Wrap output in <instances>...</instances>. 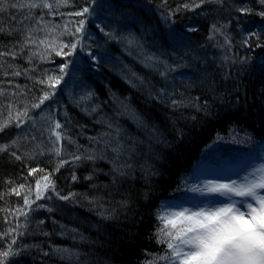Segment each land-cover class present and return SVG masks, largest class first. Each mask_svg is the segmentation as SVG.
<instances>
[{
	"label": "trees",
	"instance_id": "16d2710c",
	"mask_svg": "<svg viewBox=\"0 0 264 264\" xmlns=\"http://www.w3.org/2000/svg\"><path fill=\"white\" fill-rule=\"evenodd\" d=\"M29 3L41 7H18ZM84 7L90 14L72 15ZM261 12V0H0V126L28 110L0 131V251L20 250L6 264H143L162 252L161 203L204 149L230 130L264 138ZM77 41L71 56L56 54ZM98 48L110 60L83 70L80 55ZM59 75L54 91L41 83ZM54 121L71 143H54ZM93 152L102 158L73 159ZM44 175L53 187L37 200Z\"/></svg>",
	"mask_w": 264,
	"mask_h": 264
},
{
	"label": "snow or ice",
	"instance_id": "6c2138e0",
	"mask_svg": "<svg viewBox=\"0 0 264 264\" xmlns=\"http://www.w3.org/2000/svg\"><path fill=\"white\" fill-rule=\"evenodd\" d=\"M59 2L61 0H58ZM62 2L66 5L68 0H62ZM204 2L207 0H201V3ZM261 3H264V0H261ZM25 6L29 8L41 7L37 3L18 5L20 8ZM199 6V4L195 5V7ZM42 7L51 9L52 5L45 2ZM184 7L188 8L190 5L185 4ZM239 11L247 13L250 9L240 8ZM85 14H90L89 7L72 13V15L80 17L85 16ZM260 15L264 16V12H261ZM77 23L78 27H76L73 35L84 31L85 20L81 19ZM252 36H255V33L250 34L244 43L248 44ZM78 42L70 45L61 42L60 50L56 51V54L71 56L76 50ZM26 43H36V41L26 39ZM39 43L44 44L45 41L41 40ZM47 46L53 47L55 50L54 42ZM65 48H70V50L64 52L63 49ZM66 68L67 64L60 68V73L63 74ZM62 80L63 75L49 76L46 82L41 81V83H47V86L54 91ZM51 95L52 93L45 92L39 102L32 105V108H40L46 100L50 99ZM26 117H28L27 108L22 112L17 111L14 117L10 111L8 122L0 126V131L13 122L19 127L25 122L24 118ZM63 127L59 121H54L49 129L50 136L55 137L54 143L57 145L64 140H68L69 143L72 142L66 136ZM109 127L111 128L112 125L110 124ZM116 133L117 136L120 135L118 128ZM6 147H0V151H5ZM112 150L117 154L118 159L121 151L119 141H117V147ZM55 151L57 155H60L59 147ZM16 158L20 159L19 156ZM97 158L102 157H97L94 152L83 157L80 155L73 156L74 160H95ZM66 162L64 161V163ZM113 163L115 164V160ZM116 170L119 171V168ZM37 171L42 172L43 170L32 169L29 175H33ZM73 179L75 180L76 177L73 176ZM23 187V185L20 186L21 189ZM52 187L49 175L42 176L36 181V199H41L42 193ZM13 191L20 195L18 189H13ZM31 191L29 189V192ZM192 191L207 195L209 197L207 204L210 206L201 207L195 211L184 208L180 211L167 212L158 216L163 225L158 231L159 242L166 244L167 249L170 250L168 255L159 259L168 261V264H264V164L242 177L240 182L237 180H231L230 183L209 181L203 188H194ZM218 197L224 198V202L220 206H216ZM237 197L240 199H235ZM61 198L68 199V197ZM24 202L26 205L29 204L27 196L24 197ZM22 214L26 215L23 212ZM12 244H15V240L12 241ZM63 251L67 252L68 250ZM19 254L20 250L13 251L12 245H9L6 251H0V264H6L9 256Z\"/></svg>",
	"mask_w": 264,
	"mask_h": 264
},
{
	"label": "rangeland",
	"instance_id": "374dc122",
	"mask_svg": "<svg viewBox=\"0 0 264 264\" xmlns=\"http://www.w3.org/2000/svg\"><path fill=\"white\" fill-rule=\"evenodd\" d=\"M86 36L93 39L90 31H86ZM86 53L87 62L80 55L85 71H94L96 64L110 60V54L101 48L88 50ZM73 60L77 63L76 57ZM83 70L76 65L68 67L70 76L74 79H77ZM262 164H264V138L256 141L247 132L239 130H230L227 135H217L212 144L204 149L201 158L190 173L183 176L180 186L173 192V196L162 201L160 215L180 211L184 208L195 211L201 207L210 206L207 204L209 199L207 195L194 192L192 189L203 188L209 181L230 183L231 180H237L240 182L242 177ZM235 199L239 200L240 198ZM222 202H224V198L218 197L216 206H220ZM161 227H163L162 223L156 232L158 240V231ZM169 251L167 245L164 244L162 252L148 253L143 264H152V262L168 264V261L159 258L168 255Z\"/></svg>",
	"mask_w": 264,
	"mask_h": 264
}]
</instances>
